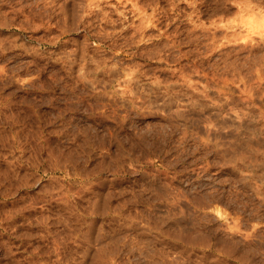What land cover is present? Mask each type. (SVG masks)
I'll list each match as a JSON object with an SVG mask.
<instances>
[{
	"label": "rangeland",
	"instance_id": "374dc122",
	"mask_svg": "<svg viewBox=\"0 0 264 264\" xmlns=\"http://www.w3.org/2000/svg\"><path fill=\"white\" fill-rule=\"evenodd\" d=\"M0 264H264V0H0Z\"/></svg>",
	"mask_w": 264,
	"mask_h": 264
},
{
	"label": "bare ground",
	"instance_id": "6f19581e",
	"mask_svg": "<svg viewBox=\"0 0 264 264\" xmlns=\"http://www.w3.org/2000/svg\"><path fill=\"white\" fill-rule=\"evenodd\" d=\"M91 1V0H90ZM13 177H14V175H13Z\"/></svg>",
	"mask_w": 264,
	"mask_h": 264
}]
</instances>
